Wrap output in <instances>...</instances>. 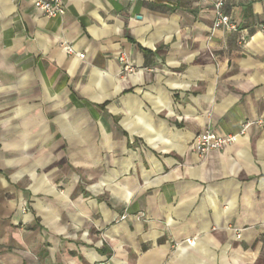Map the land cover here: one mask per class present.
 I'll use <instances>...</instances> for the list:
<instances>
[{
	"label": "crops",
	"instance_id": "crops-1",
	"mask_svg": "<svg viewBox=\"0 0 264 264\" xmlns=\"http://www.w3.org/2000/svg\"><path fill=\"white\" fill-rule=\"evenodd\" d=\"M65 4L0 0V264H264V0Z\"/></svg>",
	"mask_w": 264,
	"mask_h": 264
},
{
	"label": "built area",
	"instance_id": "built-area-1",
	"mask_svg": "<svg viewBox=\"0 0 264 264\" xmlns=\"http://www.w3.org/2000/svg\"><path fill=\"white\" fill-rule=\"evenodd\" d=\"M215 8V19L213 22V31L219 28H227L229 30H236L237 25L231 16L225 11L226 0H213ZM34 6L47 18L62 17L66 13L65 0H34ZM65 50L69 54L76 53L75 49L71 45H65ZM79 57L84 58V53H78ZM119 60L125 63V69L133 70L132 66L127 62V56L125 53L119 56ZM249 123L243 124L242 133L246 130ZM239 134H228L225 136L218 135L212 129L208 128L205 131L199 133L194 142V150L201 155H206L209 152L217 149H222L235 142ZM264 238V232L262 233ZM186 242L189 245H195V239H187Z\"/></svg>",
	"mask_w": 264,
	"mask_h": 264
}]
</instances>
